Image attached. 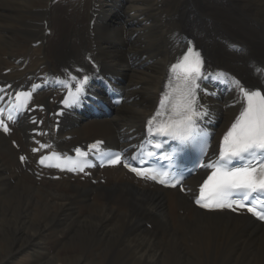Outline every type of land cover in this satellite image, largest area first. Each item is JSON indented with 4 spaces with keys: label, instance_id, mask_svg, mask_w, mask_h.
I'll use <instances>...</instances> for the list:
<instances>
[{
    "label": "bare ground",
    "instance_id": "6f19581e",
    "mask_svg": "<svg viewBox=\"0 0 264 264\" xmlns=\"http://www.w3.org/2000/svg\"><path fill=\"white\" fill-rule=\"evenodd\" d=\"M51 1L0 0L1 79L16 85L86 66L91 53L99 63L95 80L113 79L126 96L108 117L68 112L56 134L59 148L93 138L138 142L190 41L201 48L204 70L215 71V93L206 99L217 134L244 103L233 78L264 86V0ZM41 102L54 108L47 95ZM31 128L23 119L16 136L0 133V241L7 243L0 262L28 253L43 264H264V224L248 215L199 210L191 194L126 179L121 169L105 183L39 179L33 163L19 158L30 153Z\"/></svg>",
    "mask_w": 264,
    "mask_h": 264
},
{
    "label": "snow or ice",
    "instance_id": "6c2138e0",
    "mask_svg": "<svg viewBox=\"0 0 264 264\" xmlns=\"http://www.w3.org/2000/svg\"><path fill=\"white\" fill-rule=\"evenodd\" d=\"M202 67L203 60L200 53L191 47L177 64L172 66L173 71L181 70L177 76V80L181 83L173 86L170 80L169 85L166 86L168 90L161 99V107H166V111L161 112L158 109L148 119L149 133L165 135L178 141L179 145L197 141L206 135L198 124V121L208 115L207 108L199 103L197 96V89L200 87L197 81L204 78ZM86 80L85 76L84 81ZM233 84L244 103L239 115L223 136L219 158L206 165H201L212 169V171L200 186V196L195 202L209 210L228 208L236 211L246 208L248 212L253 213L260 220H264V207L258 209L253 205V194L264 193V159H257V157H264V91L261 90V87L264 86L246 88L234 78ZM80 91V88H77L75 93L70 91L63 103L68 104L70 100L75 102ZM205 94L208 93L205 92ZM15 96L17 106L22 110L26 106L31 92H18ZM3 111L0 109V113ZM7 120L13 121V115L9 114ZM0 128L6 133L10 130L3 119H0ZM101 143V141H96L90 147L96 149ZM41 147L48 146L41 145ZM156 147L159 148L160 145L157 144ZM33 151H39V149H33ZM75 151L80 156H87V153L82 152L79 148ZM52 155L56 156L57 154L53 153ZM25 159L24 156L20 157L21 161ZM46 159L48 157L42 156L39 163L44 164ZM234 161L244 162V166L236 167ZM120 163H122L120 155L108 160L110 165ZM55 166L70 167L71 171L77 169L80 172L84 171V165L74 160L71 162V166L67 163L63 165L58 163ZM125 167H130V165L125 164ZM131 171L141 177L156 179V175L151 169L132 167ZM163 176L167 177L168 173H163ZM160 182L165 183V180L162 178ZM171 186L176 187V184Z\"/></svg>",
    "mask_w": 264,
    "mask_h": 264
},
{
    "label": "rangeland",
    "instance_id": "374dc122",
    "mask_svg": "<svg viewBox=\"0 0 264 264\" xmlns=\"http://www.w3.org/2000/svg\"><path fill=\"white\" fill-rule=\"evenodd\" d=\"M5 242H6L5 240L4 241H0V248H4V247L7 246V243H5ZM25 254L26 253L21 254L18 257H16V259H13V260H11L9 262H6V263L4 261L3 262H0V264H43L42 262L41 263H35V262H33L31 260V257L28 255V253L26 255Z\"/></svg>",
    "mask_w": 264,
    "mask_h": 264
}]
</instances>
